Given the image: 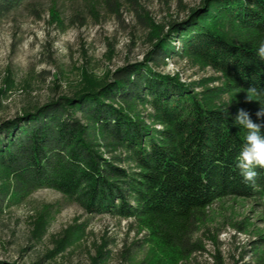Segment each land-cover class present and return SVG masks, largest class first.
<instances>
[{"label":"trees","instance_id":"obj_1","mask_svg":"<svg viewBox=\"0 0 264 264\" xmlns=\"http://www.w3.org/2000/svg\"><path fill=\"white\" fill-rule=\"evenodd\" d=\"M27 1L0 0V19ZM166 27L156 29L146 61L194 58L221 73L223 85L196 92L178 74L126 64L70 97L0 117V212L53 189L86 211L136 221L157 252L151 264H176L200 250L194 236L214 203L264 200V169L245 182L236 167L246 130L234 123L243 108L264 124L260 104L242 91L264 88L255 54L264 0H202Z\"/></svg>","mask_w":264,"mask_h":264},{"label":"rangeland","instance_id":"obj_2","mask_svg":"<svg viewBox=\"0 0 264 264\" xmlns=\"http://www.w3.org/2000/svg\"><path fill=\"white\" fill-rule=\"evenodd\" d=\"M201 2L28 0L0 19V117L70 97L126 64L147 62L178 74L196 92L221 87L223 75L197 59L146 61L156 29L166 31ZM194 238L200 250L176 264H264V200L217 201ZM154 257L136 221L86 211L53 189L36 190L0 212V261L8 264H151Z\"/></svg>","mask_w":264,"mask_h":264},{"label":"clouds","instance_id":"obj_3","mask_svg":"<svg viewBox=\"0 0 264 264\" xmlns=\"http://www.w3.org/2000/svg\"><path fill=\"white\" fill-rule=\"evenodd\" d=\"M255 54L264 61V40L258 42ZM242 91L246 93L245 102L255 101L260 104L256 116L264 117V88L251 84ZM226 115H229L228 111ZM234 123L246 130L245 142L237 157L236 167L245 182H255L258 175L255 169H264V135L261 134L264 124L254 122L249 112L243 108L237 110Z\"/></svg>","mask_w":264,"mask_h":264}]
</instances>
